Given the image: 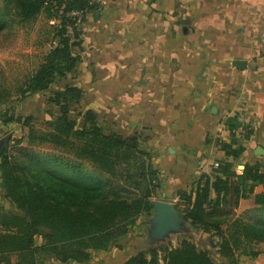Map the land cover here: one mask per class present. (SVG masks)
I'll return each mask as SVG.
<instances>
[{"label": "trees", "instance_id": "obj_1", "mask_svg": "<svg viewBox=\"0 0 264 264\" xmlns=\"http://www.w3.org/2000/svg\"><path fill=\"white\" fill-rule=\"evenodd\" d=\"M88 0H3L0 28L6 18L14 22L35 20L43 14L49 30L39 44L56 43L43 53L38 66L12 84L0 82V104L17 95L23 98L49 88L55 81L74 71L79 56L73 52L80 45L79 25L66 15L71 10H96ZM71 27L73 37L65 35ZM51 34V35H50ZM73 38V39H72ZM83 90L72 83L54 92L50 101L60 106L59 116L47 125L49 130L36 133L30 116L3 112L0 138L8 134L0 154L2 196L16 211L0 209V264H42L40 256L62 263H84L93 251H106L126 235L141 215L153 211L151 197L158 187V170L150 152L142 146L140 135L105 132L87 109L83 121L68 117L71 105L79 103ZM14 124L20 137L13 132ZM242 121L228 118V142L218 144L224 157L209 172L194 176L188 188L179 192L178 211L193 228L216 237L217 263L209 249H201L190 238L175 247L159 244L131 255L123 264H236L234 253L256 255V246L264 243V169L259 162L246 163L241 173L234 168L244 147L238 135ZM28 138L70 147L102 169H120V181L112 185L94 171L54 155H12L9 146L18 145L22 129ZM5 136V135H4ZM262 185L260 192L255 187ZM254 194V206L235 215L241 198ZM41 237L40 244L35 237ZM15 260H12V257Z\"/></svg>", "mask_w": 264, "mask_h": 264}, {"label": "crops", "instance_id": "obj_2", "mask_svg": "<svg viewBox=\"0 0 264 264\" xmlns=\"http://www.w3.org/2000/svg\"><path fill=\"white\" fill-rule=\"evenodd\" d=\"M95 3L79 25L80 45L73 48L79 60L64 81H76L88 109L138 130L159 180L149 215H141L108 250L91 252L84 263L64 264H123L145 250L139 225L152 220L158 201L173 203L180 226L198 231L219 256L217 238L193 228L176 204L194 176L224 157L218 144L230 139L228 118L242 121L240 162H259L264 169V0ZM236 60L245 66L237 68ZM262 189L258 185L255 192ZM253 206L249 194L234 213ZM256 249V255L236 251V264H264V243Z\"/></svg>", "mask_w": 264, "mask_h": 264}, {"label": "rangeland", "instance_id": "obj_3", "mask_svg": "<svg viewBox=\"0 0 264 264\" xmlns=\"http://www.w3.org/2000/svg\"><path fill=\"white\" fill-rule=\"evenodd\" d=\"M2 5L3 0H0V15ZM6 21L7 25H3V27L0 28V82L12 84L14 81H23L24 78L38 66L43 53L47 52L52 47V43L50 40L43 44L38 43L44 39L46 36V31L49 30V27L46 24L48 21L43 14H40L35 20L29 22H21L19 21V18H17L14 22H10L9 18H6ZM48 25H50V23ZM64 80H66V77L55 81L54 84H52L49 88L41 92L31 93L23 98L13 95V97L6 100L4 103H1L0 127H4L1 123V120L4 116L3 112L5 109H9L16 115L30 116L32 119V126H34L36 133H40L45 129L49 130L52 128L47 125V121L55 120L59 116L61 109L59 105H55L50 101V97L53 96L55 91L62 89L66 84L76 82ZM88 107H90V105L84 99L79 103L71 105L67 115L69 118L76 119L79 123H81L83 121L84 113ZM93 112L95 114L96 121L100 123L105 132H117L121 133L122 135H132L135 133L138 134V130L134 131L131 128L128 130L126 126H121L119 123H116L118 121L113 123L110 118H105L103 113L98 112L96 114L94 110ZM14 125V129L17 130L13 133L20 137V132L17 128L20 127L19 124ZM27 135L28 127H24L21 132V136H23L21 142L18 145L9 146L12 155L21 158H25L26 154L31 153L58 156L61 159L80 164L83 166L85 171H94L98 173L103 179L112 185L119 183L121 176L120 169L107 171L94 164L92 161L79 155L74 149L70 147L55 145L48 141L40 142L38 140H30ZM234 168L237 173H241L244 168L243 162H240L239 159L235 160ZM177 205H179V201L177 202L176 207ZM1 208L14 212L16 211L14 206L3 198L0 188V209ZM139 226H141L142 232L144 234V239L142 240L143 249H148L151 246L159 244L170 245L171 242L175 243L181 238H190L195 242L198 248L209 249L212 258L217 263H220L221 261V258L215 255L216 251L212 246H210L207 240H201L198 237V231L192 230L188 224L185 225V227L180 226L177 229H170L166 232V236L155 235V233L153 234L150 232V229L154 226V223L151 219L144 221ZM200 232L204 233L202 231ZM206 234L205 236H207ZM137 235L138 234L135 233L134 236ZM40 242L41 237L37 235L35 237V243L40 244ZM12 260H15L14 256L12 257ZM39 261L42 264H64L46 256H40Z\"/></svg>", "mask_w": 264, "mask_h": 264}, {"label": "water", "instance_id": "obj_4", "mask_svg": "<svg viewBox=\"0 0 264 264\" xmlns=\"http://www.w3.org/2000/svg\"><path fill=\"white\" fill-rule=\"evenodd\" d=\"M235 65L237 68H243L245 63L243 60H236ZM8 137L9 135H5L0 138V154L6 145ZM154 206L155 214L152 217L154 226L151 228L150 232L153 234L155 233V235H162L166 230L177 229L180 227V218L173 203L158 201L154 203Z\"/></svg>", "mask_w": 264, "mask_h": 264}, {"label": "built area", "instance_id": "obj_5", "mask_svg": "<svg viewBox=\"0 0 264 264\" xmlns=\"http://www.w3.org/2000/svg\"><path fill=\"white\" fill-rule=\"evenodd\" d=\"M88 1L91 3L92 1H95V0H88ZM97 1H98V0H97ZM99 1H100V2H104V0H99ZM85 14H86L85 10H82V9H79V10H71V11H68V12L66 13L67 16H69L71 19L74 20L75 25H77V26L80 25V24L82 23V21L84 20V18H85ZM49 23H50V24H55L56 22H55L54 19H51V20H49ZM65 35H66V36H69V37H73V30H72L71 27H69V28L66 30ZM72 39H73V38H72ZM55 43H56L55 41L52 42L53 45H54Z\"/></svg>", "mask_w": 264, "mask_h": 264}]
</instances>
